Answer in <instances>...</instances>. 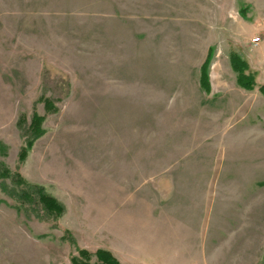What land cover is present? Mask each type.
Segmentation results:
<instances>
[{"label":"rangeland","instance_id":"rangeland-1","mask_svg":"<svg viewBox=\"0 0 264 264\" xmlns=\"http://www.w3.org/2000/svg\"><path fill=\"white\" fill-rule=\"evenodd\" d=\"M263 86L264 0H0V264H264Z\"/></svg>","mask_w":264,"mask_h":264},{"label":"trees","instance_id":"trees-1","mask_svg":"<svg viewBox=\"0 0 264 264\" xmlns=\"http://www.w3.org/2000/svg\"><path fill=\"white\" fill-rule=\"evenodd\" d=\"M234 65H236L237 68V62H233ZM243 67H240V75L238 77L239 85L247 90H252L254 88V81L251 76H245V74L242 72ZM260 92L262 95H264V86L260 88ZM40 118H35L32 122V127L34 133H40ZM26 156V151L24 150L21 155V159H24ZM39 202L43 204L46 211L50 214H60L62 212V207L50 196H47L43 194L42 192H39L38 195ZM79 259H74V264H122L120 263L113 255L112 253L105 251V250H99L95 253L96 261L92 262V255L88 253L87 251H81L79 255Z\"/></svg>","mask_w":264,"mask_h":264},{"label":"built area","instance_id":"built-area-1","mask_svg":"<svg viewBox=\"0 0 264 264\" xmlns=\"http://www.w3.org/2000/svg\"><path fill=\"white\" fill-rule=\"evenodd\" d=\"M252 43L254 47H257L260 44V39L259 38L254 39Z\"/></svg>","mask_w":264,"mask_h":264}]
</instances>
